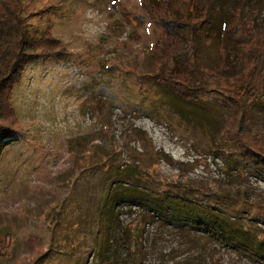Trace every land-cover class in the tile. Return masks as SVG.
Listing matches in <instances>:
<instances>
[{
    "label": "rangeland",
    "instance_id": "obj_1",
    "mask_svg": "<svg viewBox=\"0 0 264 264\" xmlns=\"http://www.w3.org/2000/svg\"><path fill=\"white\" fill-rule=\"evenodd\" d=\"M24 1L29 31H50L66 59L30 61L14 90L20 123L0 160V240L9 246L6 256L0 247V264H105L112 166L135 161L162 196L264 237V170L222 139L242 63H223L221 37L199 58L226 88L205 77L184 101L157 78L170 64L143 0ZM259 25L264 31V9ZM244 103L247 129L264 137V107ZM123 205L115 217L123 264H264V252L245 240L204 235L193 225L200 214L182 212L175 226Z\"/></svg>",
    "mask_w": 264,
    "mask_h": 264
},
{
    "label": "trees",
    "instance_id": "obj_2",
    "mask_svg": "<svg viewBox=\"0 0 264 264\" xmlns=\"http://www.w3.org/2000/svg\"><path fill=\"white\" fill-rule=\"evenodd\" d=\"M143 1L149 17L162 30L159 36L161 54L164 53V58L170 64L164 75L157 78L182 100H193L196 90L208 82L205 77L208 80L217 78L226 88L223 77L202 65L199 58L202 46H211L217 37H221L223 63L235 60L242 63V84L237 89L239 92L231 96L236 109L226 104L229 118L225 121L222 139L227 146L239 148L247 159L264 170V137L247 129L245 116L248 106L244 103L245 98L264 107V31L259 25L264 8L256 6L260 2L264 7V0H184L179 5L174 0ZM227 7H230V14L221 31L219 22ZM27 11L24 0H0V160L5 149L18 140L16 128L20 120L13 107L14 90L29 62L66 59L61 41L53 37L50 31L41 38H36L29 31L31 15H27ZM219 157L227 164L230 162L225 160L223 154ZM112 170L117 176L103 201L108 210V229L99 248L100 262H126L118 245L125 242L124 237L119 233L115 221L122 204L147 210L149 217L175 226L183 224L177 221L182 212L200 214L194 218L193 225L216 243L241 239L249 242L255 252H264L263 235L258 238L245 236L236 223L228 221L218 212H201L180 198L162 196L144 181L139 161L117 164L116 167L112 166ZM0 247L3 256H6L9 249L6 238L0 240Z\"/></svg>",
    "mask_w": 264,
    "mask_h": 264
}]
</instances>
